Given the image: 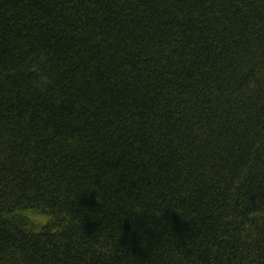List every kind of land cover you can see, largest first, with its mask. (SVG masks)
Here are the masks:
<instances>
[{
  "label": "trees",
  "instance_id": "1",
  "mask_svg": "<svg viewBox=\"0 0 264 264\" xmlns=\"http://www.w3.org/2000/svg\"><path fill=\"white\" fill-rule=\"evenodd\" d=\"M0 264H264V0H0Z\"/></svg>",
  "mask_w": 264,
  "mask_h": 264
}]
</instances>
